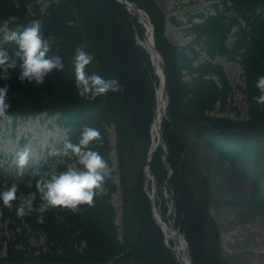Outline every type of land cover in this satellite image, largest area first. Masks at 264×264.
Listing matches in <instances>:
<instances>
[{
    "label": "trees",
    "instance_id": "obj_1",
    "mask_svg": "<svg viewBox=\"0 0 264 264\" xmlns=\"http://www.w3.org/2000/svg\"><path fill=\"white\" fill-rule=\"evenodd\" d=\"M133 1L150 15L156 47L166 63L170 103L163 137L168 151L165 162V150L160 146L150 162L158 194L166 187L172 194L174 223L188 241L193 263L225 264L211 214L214 198L209 182L191 173L189 136L220 155L236 175L249 178L256 205L264 207V102L253 99L261 94L256 81L264 75V0H208L211 10L191 12L187 21L174 19L192 37L184 45L169 38L167 13L158 0ZM34 19L41 20L45 36L53 39L49 55H60L65 67L54 69L41 85L21 82L18 74L11 76L7 117L15 122L39 115L54 118L73 142L85 125L99 128L102 136L91 147L108 160L110 174L92 205L82 204L76 211L50 208L40 222L39 213L18 216L15 210L19 198L31 197L36 205L40 203L38 177L32 170L62 171L72 164L79 166L77 158L59 153V161L49 158L22 175L18 168L0 169V189L14 179L19 181L13 206L0 202V221L7 223L11 233L7 244L6 233L2 236L6 252L0 256V264H179L154 219L145 189L157 75L149 53L137 42V35L144 36L143 27L118 0H48L45 7L39 0H0V41L5 33ZM4 47L14 50L16 46L6 42ZM80 47L93 56L86 71L117 78L122 87L95 98L82 89L74 65ZM220 57L242 64L247 119L214 114L218 103L224 109L233 91ZM113 133L117 136L118 169H113ZM139 144L145 159L130 183L126 155ZM116 173L122 181V224L113 202L118 190ZM167 210L166 205L164 216ZM33 235L45 236V244L32 245Z\"/></svg>",
    "mask_w": 264,
    "mask_h": 264
},
{
    "label": "rangeland",
    "instance_id": "obj_2",
    "mask_svg": "<svg viewBox=\"0 0 264 264\" xmlns=\"http://www.w3.org/2000/svg\"><path fill=\"white\" fill-rule=\"evenodd\" d=\"M43 7L48 4V0H39ZM167 13L169 38L176 44L184 45L191 40V36L184 30L185 26L174 24L176 20H188V14L197 11L211 10L208 0H158ZM233 89L226 105L217 104L214 114L229 118L247 119L248 102L244 89L245 77L242 64L236 61H228L220 57ZM18 121V122H17ZM15 120L12 117L4 118L0 121V166L6 161L10 165H16L17 154L22 150H29L32 158L24 166V170L32 165L44 161L49 157H56L67 141L66 133L56 124L54 118L47 116L32 117L27 120ZM114 131V129H112ZM191 140V173L197 177L207 178L210 191L213 194L214 203L211 207V214L216 222L221 237V253L225 264H264V207L256 205L257 198L254 186L249 178L240 177L233 171L232 166L220 158V155L212 152L203 143L195 139ZM113 145L112 158L113 169H118L117 136L111 135ZM6 155L8 157L6 158ZM145 159L143 146L139 144L135 150H129L126 155L127 169L126 177L128 182H133L138 167ZM19 167V166H18ZM118 186L114 193L113 202L119 209L118 223L122 224V181L121 174L114 175ZM202 179V178H201ZM159 203L165 209L168 199L165 190L158 194ZM18 231L20 229L18 228ZM6 233V234H5ZM7 235L6 240L2 238ZM10 230L7 223L0 221V256L6 252V242H9ZM13 239V238H12ZM17 241V239H15ZM4 241L6 244H1ZM32 245L41 246L45 244V236L33 235L29 240Z\"/></svg>",
    "mask_w": 264,
    "mask_h": 264
},
{
    "label": "clouds",
    "instance_id": "obj_3",
    "mask_svg": "<svg viewBox=\"0 0 264 264\" xmlns=\"http://www.w3.org/2000/svg\"><path fill=\"white\" fill-rule=\"evenodd\" d=\"M52 41L53 39L45 36L40 19H34L26 26L4 34L0 41V81H5L0 83V117H7L11 108L10 85L7 83L11 76L18 74L21 82L41 85L54 69L62 70L65 67L60 55H49ZM6 42L15 44V49L4 47ZM92 60L93 56L85 48L77 49L74 65L77 81L82 89L86 88L91 97L95 98L122 87L117 78H108L99 73L86 71ZM256 86L261 94L253 99L258 103L264 102V75L258 78ZM101 136L99 128L85 125L77 141L67 140L61 149L56 150L65 156L74 155L79 166H69L62 171L34 168L32 175L38 177L36 187L40 194V203L36 205L31 197L19 198L15 206L17 215L39 213L38 219L43 222L44 214L50 208L76 211L82 204L92 205L98 190L110 174L108 160L99 150L91 147L92 143ZM31 158L32 154L27 149L18 152V175H22L24 166ZM18 189L19 181L14 179L9 185L0 189V202L4 206L12 207V202L18 199Z\"/></svg>",
    "mask_w": 264,
    "mask_h": 264
},
{
    "label": "bare ground",
    "instance_id": "obj_4",
    "mask_svg": "<svg viewBox=\"0 0 264 264\" xmlns=\"http://www.w3.org/2000/svg\"><path fill=\"white\" fill-rule=\"evenodd\" d=\"M130 10L133 16L142 22V25L145 28V37H139V41L142 46L147 49L152 58L153 64L157 73V85H156V108L155 115L151 125L150 134H151V146L150 151H154L163 145L162 142V128L164 125V120L166 118V107H167V93L165 90V84L163 79V63L162 58L158 54L153 38H152V28L148 16L142 11L138 10L135 6L129 4ZM150 152L148 154L149 158ZM148 174L151 175V171L148 169ZM147 184L149 187V192L153 194L154 184L151 178L147 175ZM170 205V204H169ZM154 208L157 216V220L160 222L161 227L163 228L165 241L171 247L172 251L175 253L179 264H193L189 249L185 240V237L182 233H178L177 229L174 226L172 213L164 216L161 206L158 202V192L154 196Z\"/></svg>",
    "mask_w": 264,
    "mask_h": 264
},
{
    "label": "water",
    "instance_id": "obj_5",
    "mask_svg": "<svg viewBox=\"0 0 264 264\" xmlns=\"http://www.w3.org/2000/svg\"><path fill=\"white\" fill-rule=\"evenodd\" d=\"M118 1H120L122 4H124V5L126 6V8L128 9V11H129L130 14H132V12H131V10H130V6H129V4L135 6L138 10H143V9L140 8L135 2H131L130 0H118ZM143 11H144V10H143ZM144 13H146V11H144ZM146 14H147V13H146ZM147 15H148V14H147ZM138 22L141 23V21H138ZM151 28H152V38H153V42H154V26L152 25ZM156 50H157L158 54L161 56L162 61H163V65H164V67H163V79H164V84H165V90H166L167 97H168L167 102H168V104H169V102H170V97H169V93H168V89H167V76H166L165 60H164V56L162 55V53H161L157 48H156ZM167 107H168V105H167ZM166 110H167V108H166ZM161 140L164 141V138H163V131H162V139H161ZM166 149H167V148H166ZM155 151H156V149H155L154 151H151V152H150V157H149V159H148V161H147V163H146V166H145V172H146V175H149V174H148L149 161L151 160V158H152L153 154L155 153ZM171 173H172V171H171ZM149 177L152 178V176H150V175H149ZM155 192H156V189L154 188V189H153V194L150 195V197H151L152 204H153L154 217H155L156 221L160 224V222L157 220L156 212H155V209H154V196H155ZM169 197H170V195H169ZM171 201H172V204H171V211H175L176 208H175L174 200H173L172 198H171ZM160 225H161V224H160ZM175 228H176V227H175ZM176 229H177L178 233H181V231H180L179 228H176Z\"/></svg>",
    "mask_w": 264,
    "mask_h": 264
}]
</instances>
